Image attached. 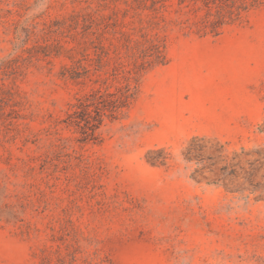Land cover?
<instances>
[{
    "label": "rangeland",
    "instance_id": "374dc122",
    "mask_svg": "<svg viewBox=\"0 0 264 264\" xmlns=\"http://www.w3.org/2000/svg\"><path fill=\"white\" fill-rule=\"evenodd\" d=\"M142 1L0 0V264H264V7L200 38L169 0L133 17ZM85 21L154 23L168 63L82 145L63 122L83 90L70 61L27 49Z\"/></svg>",
    "mask_w": 264,
    "mask_h": 264
},
{
    "label": "trees",
    "instance_id": "16d2710c",
    "mask_svg": "<svg viewBox=\"0 0 264 264\" xmlns=\"http://www.w3.org/2000/svg\"><path fill=\"white\" fill-rule=\"evenodd\" d=\"M158 3L157 0L151 5L138 2L133 7V17H141L139 10L156 11ZM261 7L264 0H169V24L174 23L188 35L216 37ZM78 28V24L68 28L70 42L54 47L46 44L42 53H32L35 46L27 50L31 58L43 54L70 61L62 66L60 75L83 90L70 104L63 122L79 134L78 142L84 145L98 141L101 128L107 122L120 119L130 109L144 75L154 67L167 64L168 56L166 38L154 31L156 27L151 22L123 28L110 25L93 28L85 21L81 31ZM36 32L31 30L29 36L41 34ZM17 78L15 75L12 82ZM259 130L264 133V122ZM252 154L258 157L250 163L262 169L264 146Z\"/></svg>",
    "mask_w": 264,
    "mask_h": 264
}]
</instances>
